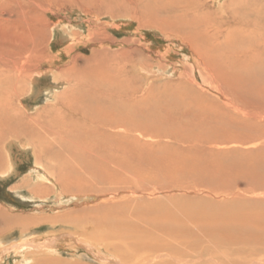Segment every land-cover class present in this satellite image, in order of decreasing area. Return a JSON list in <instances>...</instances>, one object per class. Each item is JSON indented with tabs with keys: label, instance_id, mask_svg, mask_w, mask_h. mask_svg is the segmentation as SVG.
Instances as JSON below:
<instances>
[{
	"label": "bare ground",
	"instance_id": "bare-ground-1",
	"mask_svg": "<svg viewBox=\"0 0 264 264\" xmlns=\"http://www.w3.org/2000/svg\"><path fill=\"white\" fill-rule=\"evenodd\" d=\"M2 1L6 0H0L1 15L4 11ZM9 1L13 0H7ZM192 4V0L184 4L183 11L186 16L193 13L191 11L195 8ZM36 6L39 10L43 8ZM263 12L262 9L258 11L252 24L255 26L262 24ZM204 16L200 17L197 13L194 17L196 20H201V18L206 19ZM5 25L3 24L6 31L1 30L4 40L0 42V179L9 180L12 177H20L19 163L14 157L18 151L20 157L32 155L36 160L35 169L29 170L26 174L33 178L36 185L29 192H24V189L15 190L16 195L24 201L39 202L41 198H44L43 194L49 195L50 189L43 184L50 186L59 184L66 192L72 194L102 193L118 188L123 189L125 188L122 187L123 185L130 188L137 185L139 190H150V194H156L157 197L150 201L141 199L140 202L143 205L150 204L151 207L152 204L156 205L158 202L171 199L174 209L166 207L159 210L163 213H158L155 217L148 215L150 218L141 219L144 225L122 224L119 221L112 222L108 216L102 217L96 220L91 233L84 230L85 241L77 235L68 234L63 235L62 240L60 238L59 241L36 245L31 239L22 235L20 238L23 241L19 244L12 238V233L0 236V264H5L8 258H13L17 264H61L62 256L56 248L64 244L66 239L70 240L74 247L85 249L87 254L84 253L82 258L93 259L104 264H134L133 260L137 261V264H182L187 259V255L192 253L194 256L195 252L202 255L198 264H264V203H261L262 201L257 199L252 202L230 203L232 195L218 189L223 186L221 182L224 181V174L226 176L227 174L220 169L211 170L212 167L209 168L210 166L201 160L198 161L201 163L199 165L194 162L196 163L194 168L191 166L189 169L179 168L175 164L177 167H174L172 171L166 169L164 174L162 173L163 176L172 180V186L168 187L167 182L164 183L159 178V174L152 170L156 168L155 163L159 162L157 159L160 157L151 155L154 152L146 153V156L139 153L138 159L141 164L144 167H150V172H147L141 170L137 164L135 165L136 158L131 154L135 149L144 148L145 144L140 142L141 138H172L178 144L190 143L187 148L193 144L194 140L196 142L200 140L198 138L213 140L219 136L226 138L232 135L231 131L238 122H242L243 125L246 121H261L263 114L261 115L255 107L256 103L245 99L240 89L236 91L222 86L223 89L220 88V90L228 101L225 104L228 107L218 109L216 114L204 113L198 104L197 95L193 96V101L185 103L186 105L178 104L176 99L169 105L161 101L158 107H155L148 98L152 94L150 92L140 93L141 91L137 92L138 89L121 85L116 87L119 81L110 88H103V84L95 83L97 80L103 81V77L96 75L85 77L71 65L60 69L53 68L56 60L45 56L47 41L46 45L44 41L42 42L44 45L39 43L41 39H46V31L52 29V23L44 18H32L22 10L16 19L7 20ZM73 29L71 25L65 27L60 23L53 26L54 33L61 40L72 37L70 33ZM259 38L264 41V32L259 35ZM195 48L197 56H203L206 53L201 47ZM213 55L195 57V62L211 69L218 60L231 59L252 65L258 64L264 68V60L254 55L250 57H219L220 54L216 53L215 56ZM169 73L176 75L177 71L169 70L167 75ZM212 77L213 84L214 74ZM42 78L52 81L49 85L63 84V89L48 87L49 85H46ZM231 83L238 84L233 79ZM256 83L252 82L248 87L264 89L263 81ZM243 91L248 93L246 90ZM192 92L194 93L193 89ZM42 95L45 96L44 99L42 98L46 102L45 108L43 107L42 112H34L36 115L31 117V111L24 108L23 100L27 97L32 100L41 99ZM218 106L215 105L216 108ZM253 124L257 127L256 123ZM21 133L26 137L31 136L34 147L22 146L13 139ZM45 158L61 166V169L59 168L61 171L51 169L57 177L56 181L37 162ZM165 159L167 161V158ZM169 163L173 165L174 162ZM126 167H130V170ZM258 168L264 169V163ZM127 173H132L128 175L129 179L124 178ZM86 175L117 185L108 187L109 190L103 188L98 192L99 187L89 183ZM257 176L264 178V170ZM182 179L192 182L193 185L180 184L182 181L179 180ZM23 186L28 187V181L23 180ZM166 190L172 192L178 190L184 195L175 197L173 193L165 196L163 191ZM192 190H197L194 193H203L206 196L191 197L189 194L193 193ZM113 202V200L106 201V204L96 208L75 211L73 215L101 209L113 211L117 204ZM157 206L151 209L156 212ZM8 214L11 216L0 205V221L3 225L7 227L24 225L25 219L19 216L9 217ZM30 219L28 221L35 218ZM78 224L81 227L85 222L82 219ZM96 245L102 247L100 251H96ZM111 252L116 258L110 256ZM40 253L44 256L31 259V256H37ZM52 253L59 258H50L48 254ZM78 256L77 253L70 254V257L75 259L74 264H86L76 261ZM211 259L213 260L210 261Z\"/></svg>",
	"mask_w": 264,
	"mask_h": 264
},
{
	"label": "rangeland",
	"instance_id": "rangeland-1",
	"mask_svg": "<svg viewBox=\"0 0 264 264\" xmlns=\"http://www.w3.org/2000/svg\"><path fill=\"white\" fill-rule=\"evenodd\" d=\"M186 2L189 0H19L18 2L14 0L7 2L6 0L1 3H4V11H2V15L0 14V42L4 40L1 30H5V22L16 19V16L23 10V13L32 18L38 19L40 17L52 23V29L46 31V39H41L39 43L46 45L47 41L45 56L53 57L56 62H59L58 64L55 62L53 68L58 67L60 69L71 65L80 75L85 77L90 75L103 77V81H95V83L103 84V88H110V86L120 82L116 87L121 85L138 89L137 92L141 91L140 93L142 91L143 93L150 92L153 95L151 94L148 98L152 102V106L158 107V103L161 101L165 105H169L176 99L180 105L188 104L193 101V96L197 95L198 104L204 113L213 112L216 114L218 109L228 107L225 105L228 101L224 98L220 88L223 86L226 89L231 88L236 91L240 89L245 99L256 103L255 107L261 112V115L263 114L261 121H246L243 122V125L242 122H238V125L235 124L233 127L235 131H231L232 135L226 138L219 136L214 140L212 138H198L200 140L197 142L194 140L189 148L187 147L190 143L178 144L172 138H141L140 142L145 144L144 148L135 149L131 154L136 158L135 165L137 164L141 170L147 172H150V167H144L141 164L138 159L139 153L146 156V153L154 152L151 155L160 157L157 159L159 162L155 163L158 167L156 166L152 170L159 174V178L164 183L167 182L168 187L172 186V180L163 176L166 169L172 171L177 166L184 169H189L190 166L194 168L196 166L194 162L199 165L201 163L198 161H204L210 166L209 168L212 167L211 170L220 169L227 174V176L224 174V181L221 182L222 188L218 187V189L232 195L230 203L252 202L257 199L264 203V195H262L264 178L257 176L264 170L258 168L260 165L262 167V163H264V89L259 88L257 90L248 87L252 82L257 84L256 82L263 81L264 83V68L258 64L252 65L231 59L218 60L211 69L195 62V57L206 55L210 57L213 54L215 56V53L220 54L219 57H250L254 55V57H261L264 60V41L259 38V35L264 32V21L258 26L252 24L258 11L261 9L264 11V0H192L195 9L188 16L183 11ZM36 5L43 8L39 10ZM197 13L200 17L205 15L206 19L196 20L194 16ZM33 22L35 23V21ZM57 22L65 27L71 25L74 28L70 33L72 37L59 39L53 31V26L58 24ZM191 28L193 29L191 30ZM197 46L206 52L203 56L196 55L197 49L195 47ZM169 70L177 71V74L169 73L167 75ZM53 71L56 72L55 69ZM213 74L214 83L212 84ZM232 79L238 84L231 83ZM48 80L42 78L46 85L52 82ZM52 86L61 90L64 85L51 84L48 87ZM42 98L44 99L45 96L42 95L41 99L34 98L32 100L27 97L23 100L24 108L29 112L31 111V117L36 115L34 112H42L45 108L46 102ZM215 105H219L218 108ZM253 123H256L257 127ZM21 134L13 139L21 143L22 146L34 147V140L31 136L26 137ZM169 152L171 153L169 154ZM14 157L19 163L20 177H12L9 180L0 179V205L11 216H19L25 219V222L24 225L7 227L0 221V236L12 233V238L17 240L19 244L23 241L20 238L22 235L31 239L36 245L59 241L60 238L62 240L63 235L67 236L68 234L77 235L82 241H85L84 230L91 233L96 220L102 217L108 216L112 222L119 221L122 224L140 225L142 224L141 219L150 218L152 215L155 217L158 213H163L159 211L163 208L174 209L171 199V201L164 200L156 203L158 205L155 208L156 212L151 209V207L156 206L155 204H152L151 207L150 204L143 205L140 202L141 199L150 201L157 197L156 194L151 195L150 190H139L137 185L131 188L123 185L122 187H125L123 189L118 188L102 193L72 194L66 192L59 184L57 186L43 184L50 189L49 195L43 194L44 198H41L39 202L24 201L16 195L15 190L24 189V192H29L36 185L33 178L26 175L29 170L35 169L36 160L32 155L20 157L18 151ZM187 161L189 164L186 163ZM37 162L42 169L51 174L55 181L57 180L51 169L60 170L59 164L46 158ZM169 162L174 163L172 165ZM237 167L241 169L238 170ZM126 168L130 170V167ZM131 174L127 173L124 178L129 179ZM85 177L89 183L99 187L97 188L98 192L103 188L108 189V187L117 185L109 184L106 180L98 177L92 178L90 175ZM185 179L179 180L182 181L180 184L193 185L192 182L185 181ZM23 180L28 181L31 187L23 186ZM167 185L165 186L167 187ZM258 189L260 190L258 191ZM192 191L193 193L189 194L191 197L202 198L206 196L203 193H194L197 190ZM163 192L165 196L173 193L175 197L184 195L178 190ZM112 200L113 203H117L113 211L112 209L109 212L101 209L86 214L80 213L78 215L75 213L73 215L75 211L96 208L106 204V201ZM7 216L11 217L9 214ZM29 218H31L30 220L35 219L28 221ZM82 219L85 222L83 225L85 227L78 226L79 220L82 221ZM66 240L64 244L56 248L60 253L59 255L62 256L63 263L61 264H74L75 259H72L70 254L75 253L80 256L77 257L76 261L86 264H104L93 261V259L82 258L84 253L87 254L85 249L74 247L75 245L70 243V240ZM95 247L96 251H100L102 248L100 245ZM106 253L109 255L108 251ZM195 253L194 256L192 253L187 255V259L182 264H198L197 262L202 255ZM110 254L111 257H115L112 252ZM41 256L44 254L31 256V259ZM48 256L50 258L55 257L54 259L59 258L53 253L48 254ZM6 261L5 264H17L13 258H8ZM133 263L137 264V261L133 260Z\"/></svg>",
	"mask_w": 264,
	"mask_h": 264
}]
</instances>
